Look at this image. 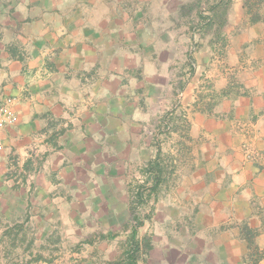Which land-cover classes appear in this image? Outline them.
<instances>
[{
    "label": "rangeland",
    "instance_id": "374dc122",
    "mask_svg": "<svg viewBox=\"0 0 264 264\" xmlns=\"http://www.w3.org/2000/svg\"><path fill=\"white\" fill-rule=\"evenodd\" d=\"M253 1L135 0L123 28L141 52L131 70L135 78L152 80L119 116L134 125L112 132L110 146L101 143L92 156L84 155L80 170L72 168L68 199L50 195L44 202L26 192L9 204L4 197L0 264H127L133 229L137 264H177L197 251L190 234L192 187L209 180L212 166L221 170L217 148L227 144L221 124L259 105L264 5L257 10L260 21L251 23L247 7ZM132 106L142 114L130 116ZM247 142L241 155L250 158ZM9 162L8 173L14 172L16 159ZM155 174L160 181L152 189ZM256 215L257 227L244 218L229 224L240 232L246 224L252 229L253 245L246 243L239 264H264V212L257 208Z\"/></svg>",
    "mask_w": 264,
    "mask_h": 264
},
{
    "label": "crops",
    "instance_id": "0c3cea01",
    "mask_svg": "<svg viewBox=\"0 0 264 264\" xmlns=\"http://www.w3.org/2000/svg\"><path fill=\"white\" fill-rule=\"evenodd\" d=\"M134 2L0 0V104H7L14 115L12 123L0 126V203L6 197L13 204L26 192L46 197L44 202L50 195L68 199L75 180L72 168L80 170L84 155L92 156L101 143L110 146L112 132L134 125L119 116L128 114V104L152 80L135 78L131 70L141 52L137 55L138 46L126 41L123 28L124 19L135 13ZM260 85L261 95L255 97L259 105L221 124H226L222 138L227 143L217 148L221 170L212 166L209 180L191 192L196 208L189 217L190 234L197 251L185 253L177 264H239L246 241L229 224L244 218L252 227L260 225L263 79ZM129 108L130 116L142 114L139 106ZM246 140L250 158L241 155ZM14 158L15 170L8 173ZM44 204L40 209L49 203ZM54 208L51 204L48 210Z\"/></svg>",
    "mask_w": 264,
    "mask_h": 264
},
{
    "label": "trees",
    "instance_id": "16d2710c",
    "mask_svg": "<svg viewBox=\"0 0 264 264\" xmlns=\"http://www.w3.org/2000/svg\"><path fill=\"white\" fill-rule=\"evenodd\" d=\"M247 5V2H246ZM260 5H264V1L260 0L259 1H253L251 4L248 3V11H250V22L251 23H256L258 21H260V18L257 16V10H259V6ZM254 10V14H251V11ZM155 168L154 171H156L155 173H160L161 171L158 169V166L155 165L153 166ZM153 168V169H154ZM157 169V170H156ZM152 171V169L150 170ZM160 174H155V177L152 179L153 183L151 185L152 189H155L160 181ZM135 229L132 230V234H131V238L130 241L127 244V249L125 250V255H126V262L127 264H137L136 260H137V251L139 249V242L138 240L135 239ZM250 234H252V229L248 227V225H243L242 230L240 232V235L242 236V238L246 241L247 243V247L248 249L251 248V246L253 245V242L251 241V237ZM246 259V258H245Z\"/></svg>",
    "mask_w": 264,
    "mask_h": 264
},
{
    "label": "built area",
    "instance_id": "2783aa9c",
    "mask_svg": "<svg viewBox=\"0 0 264 264\" xmlns=\"http://www.w3.org/2000/svg\"><path fill=\"white\" fill-rule=\"evenodd\" d=\"M10 103V99L7 100ZM14 120L13 112L10 108H8L7 104H0V126L5 123H12ZM1 141H0V149H1Z\"/></svg>",
    "mask_w": 264,
    "mask_h": 264
}]
</instances>
